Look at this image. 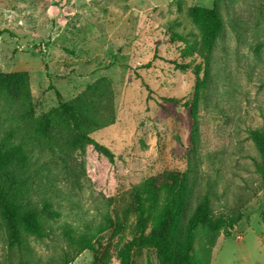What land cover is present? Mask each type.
<instances>
[{
	"label": "rangeland",
	"instance_id": "obj_1",
	"mask_svg": "<svg viewBox=\"0 0 264 264\" xmlns=\"http://www.w3.org/2000/svg\"><path fill=\"white\" fill-rule=\"evenodd\" d=\"M191 6L213 8L222 21L199 73L182 53L201 38ZM18 71L28 74L35 115L107 78L112 107L103 97L99 109L108 124L92 137L112 157L86 145L64 164L58 150H36L32 196H47L60 214L47 237H27L31 254L8 248L0 227V264H62L63 225L97 224L131 185L163 169L186 174L177 244L206 197L208 215L227 222L197 226L194 256L264 264V195L249 137L264 130V0H0V72ZM132 258L160 264L151 247ZM67 264H94L92 253Z\"/></svg>",
	"mask_w": 264,
	"mask_h": 264
},
{
	"label": "trees",
	"instance_id": "obj_2",
	"mask_svg": "<svg viewBox=\"0 0 264 264\" xmlns=\"http://www.w3.org/2000/svg\"><path fill=\"white\" fill-rule=\"evenodd\" d=\"M189 14L201 38L197 46L182 48V53L191 57L187 65L199 73L206 70L213 37L222 21L213 8L191 6ZM108 87V79L99 78L74 98L35 115L28 74L0 72V227L5 231L7 247L16 248L20 255L23 250L31 254L27 237H47L53 228L49 222L60 214L47 196H32L31 183L41 165L35 151L55 154L58 150L57 158L64 164L72 151L83 153L86 145L112 157L111 150L92 137L96 129L108 124L109 118L99 109L103 97L108 110L112 107ZM249 137L259 154L255 170L264 195V130L250 129ZM185 181L183 171L163 169L131 185L122 202L97 224H85L80 229L63 225L61 237L66 248L62 264L83 250L91 251L94 264H110L113 256L118 264H134L133 250L139 247L153 248L160 264H209L193 254L194 231L200 224L217 230L227 217L208 215L207 198L202 197L188 216L177 244Z\"/></svg>",
	"mask_w": 264,
	"mask_h": 264
}]
</instances>
